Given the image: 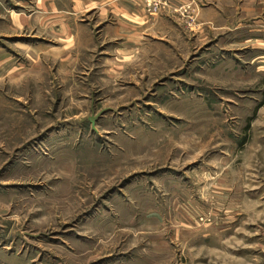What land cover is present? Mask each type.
<instances>
[{
	"label": "rangeland",
	"instance_id": "1",
	"mask_svg": "<svg viewBox=\"0 0 264 264\" xmlns=\"http://www.w3.org/2000/svg\"><path fill=\"white\" fill-rule=\"evenodd\" d=\"M58 3L0 0V264H264V1Z\"/></svg>",
	"mask_w": 264,
	"mask_h": 264
},
{
	"label": "crops",
	"instance_id": "2",
	"mask_svg": "<svg viewBox=\"0 0 264 264\" xmlns=\"http://www.w3.org/2000/svg\"><path fill=\"white\" fill-rule=\"evenodd\" d=\"M39 5H36L38 10H45V17L53 22L54 17H58L62 7L59 3L61 0H38ZM71 7H66L65 15L69 16L75 12L85 13L91 10H97L98 17L101 23L105 24L103 32L113 30L117 33H138L139 27L146 25L147 4L146 0H68ZM207 1V0H206ZM260 1V0H259ZM264 0H261V3ZM93 3H96L94 5ZM187 8L194 6L201 9H209V11L219 12L220 5L216 0H210L207 4L205 0H170V7ZM69 8V9H68ZM242 10H247L242 7ZM37 13L25 14L22 26H28L33 22ZM34 17V18H33ZM103 18V19H102ZM113 19L116 22H113ZM141 25V26H139ZM73 24L69 22L65 24L64 30L70 37L73 32ZM72 30V31H71ZM71 33V34H70Z\"/></svg>",
	"mask_w": 264,
	"mask_h": 264
}]
</instances>
